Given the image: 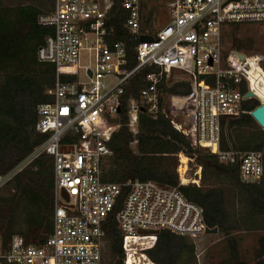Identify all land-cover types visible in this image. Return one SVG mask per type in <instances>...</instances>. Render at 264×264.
I'll return each instance as SVG.
<instances>
[{
  "label": "built area",
  "instance_id": "2783aa9c",
  "mask_svg": "<svg viewBox=\"0 0 264 264\" xmlns=\"http://www.w3.org/2000/svg\"><path fill=\"white\" fill-rule=\"evenodd\" d=\"M150 3L162 4L167 14L158 29L153 7L146 11ZM38 24L51 29L38 48V61L57 69L51 101L36 110L35 130L48 138L10 170L0 171V191L37 158L52 157V231L39 245L20 235L7 246L0 240V264H104L111 219L121 231L124 264L130 257L134 263L151 260L148 251L161 231L192 239L206 234L204 209L178 186L105 180L104 168L113 156L108 143L121 126L125 104L134 134L141 112L153 119L164 116L194 146L236 165L241 182H261L263 151H222L220 143L224 118L251 115L264 104L259 95L264 55L225 44L230 25L264 24V0H51ZM118 32L130 39H117ZM129 48L136 62L132 67ZM63 67L75 70L74 80L60 79ZM80 69L87 80L80 79ZM144 72L147 85L139 99L128 96ZM174 72L184 75L174 83L190 85L187 95H173L177 103L166 99L163 87ZM252 101L258 105L249 110L245 104Z\"/></svg>",
  "mask_w": 264,
  "mask_h": 264
},
{
  "label": "trees",
  "instance_id": "16d2710c",
  "mask_svg": "<svg viewBox=\"0 0 264 264\" xmlns=\"http://www.w3.org/2000/svg\"><path fill=\"white\" fill-rule=\"evenodd\" d=\"M43 10L34 4L7 7L0 5V171L7 172L26 158L36 147L44 143L48 134L36 132L37 107L51 101L49 91L57 80V69L53 64L41 63L37 51L45 35L51 31L38 24V15ZM240 25L229 27L232 31ZM117 39H130L118 32ZM232 49L245 51L247 45L235 39ZM134 50L129 48L130 64L134 66ZM147 72V71H145ZM144 73L133 81L129 95L139 99L140 90L147 83ZM75 78L73 68L63 67L62 81ZM171 84V85H170ZM167 94L187 95L190 85L186 82L163 84ZM258 105L257 101L245 104L249 110ZM121 126L108 143L113 152L105 165V180L125 181L154 180L162 185L179 187L191 201L204 209V218L209 228L217 227L225 238L243 229L259 232L258 248L253 264H264V176L260 183L241 182L238 167L221 163L218 157L202 147H196L182 133L176 131L170 120L164 116L157 119L147 112L139 114L138 133L134 134L128 125L126 104L122 107ZM228 124V126H226ZM220 149L226 151L261 150L264 147V129L246 113L238 118H224ZM250 130H244V129ZM137 140V151L132 147ZM197 156L203 164V183L179 185L178 154ZM54 162L52 157L43 155L22 171L13 181L16 194L13 197L0 195V238L5 246L17 235L27 244L39 245L52 231L54 212ZM210 172L213 183L206 179ZM230 185L241 196L244 204L241 214L232 215L225 208L224 188L218 183ZM18 196V198H17ZM24 206L26 218L24 227L17 225L15 214ZM17 207V208H16ZM110 248L115 256L114 264H124L122 235L113 219L107 226ZM194 246L186 238L169 231L158 234L156 246L148 251L153 264H175L185 251L193 252ZM188 252V253H189ZM186 253V252H185ZM221 264H250L244 260L237 248V242L230 239V255Z\"/></svg>",
  "mask_w": 264,
  "mask_h": 264
},
{
  "label": "rangeland",
  "instance_id": "374dc122",
  "mask_svg": "<svg viewBox=\"0 0 264 264\" xmlns=\"http://www.w3.org/2000/svg\"><path fill=\"white\" fill-rule=\"evenodd\" d=\"M164 2V0H161ZM34 4L39 6L42 10H48L51 6V0H0V5L7 7H15L18 5H29ZM153 7V13L157 15V20L155 22L154 29L160 28L165 22H167V14L165 13V8L162 4H146V11ZM235 39L242 40L244 44L247 45L245 48L246 53H261L264 55V24H243L240 25L236 30L232 31L230 27L227 28L225 33V44L226 47L230 48L234 45ZM86 64V63H84ZM79 77L82 81L87 80L84 75V70H79ZM178 78H184V75L180 72L172 73V83H174ZM264 81V78H263ZM171 85V84H170ZM264 87V82H263ZM175 94H168L166 99L172 103H177ZM259 95L264 101V88L259 90ZM174 98V99H172ZM228 126V124H226ZM264 129V128H262ZM244 130H250L248 128ZM225 134L229 133L226 129H222ZM132 147L137 151V146L135 143ZM203 148V147H202ZM205 149V148H204ZM203 152H209L207 149L202 150ZM264 153V147L262 148ZM210 153V152H209ZM181 155L187 157V162L184 164L181 160ZM178 179L179 182H183L182 174L188 179L189 184L197 185V182L202 185L203 183V164H200L197 160V156L190 157L185 153L178 154ZM110 161V160H109ZM107 162V164L109 163ZM183 165V166H182ZM187 169H186V168ZM182 168V169H180ZM183 171V172H182ZM206 179L210 184L213 183L209 170L206 171ZM216 186L224 188L225 195V208L232 215L241 214L242 209H244V204L241 201V196L236 193L230 185L223 183H218ZM16 194V189L14 188V181H11L7 186H5L1 191L0 195L2 197H13ZM18 198V196H17ZM22 205L15 214V220H17V225L24 227V219L26 218V211ZM259 232L249 229H243L237 231L230 238H225L224 235L218 231L216 234H203L198 238L192 239L186 238L188 244L194 246L193 252H187L181 254L180 259L175 264H221L223 260L227 259L230 255V239L233 238L237 242V248L240 252L241 257L248 263L253 264L255 260V253L258 248V236ZM1 240V238H0ZM145 264H153L147 261L146 258L141 257ZM115 256L112 253L110 246L107 247L104 253V264H114Z\"/></svg>",
  "mask_w": 264,
  "mask_h": 264
},
{
  "label": "water",
  "instance_id": "95a60500",
  "mask_svg": "<svg viewBox=\"0 0 264 264\" xmlns=\"http://www.w3.org/2000/svg\"><path fill=\"white\" fill-rule=\"evenodd\" d=\"M143 41H150L151 38L150 37H142L141 38ZM243 57V55H242ZM205 76H201V79H203ZM252 95V94H249ZM251 116L253 117V119L257 122V124L260 127H264V104L258 106L257 108H255L252 113ZM218 228H207L206 229V234H216L218 232Z\"/></svg>",
  "mask_w": 264,
  "mask_h": 264
},
{
  "label": "bare ground",
  "instance_id": "6f19581e",
  "mask_svg": "<svg viewBox=\"0 0 264 264\" xmlns=\"http://www.w3.org/2000/svg\"><path fill=\"white\" fill-rule=\"evenodd\" d=\"M181 160H182V162L184 163V164H186V162H187V157L186 156H184V155H181ZM183 166V165H182ZM186 168V167H185ZM180 169H182V168H180ZM187 169V168H186ZM183 170V169H182ZM183 172V171H182ZM182 180H183V183L184 184H186V183H188V179L186 178V177H184L183 176V174H182ZM133 258L132 257H130L129 258V261H128V264H145L144 262H143V259L142 258H140L138 261H136V263H134V261L132 260ZM147 261H150V260H148L147 259Z\"/></svg>",
  "mask_w": 264,
  "mask_h": 264
}]
</instances>
